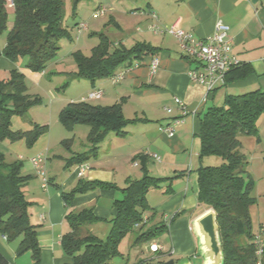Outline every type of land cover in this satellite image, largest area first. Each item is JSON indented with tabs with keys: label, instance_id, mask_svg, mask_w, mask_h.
I'll return each instance as SVG.
<instances>
[{
	"label": "crops",
	"instance_id": "1",
	"mask_svg": "<svg viewBox=\"0 0 264 264\" xmlns=\"http://www.w3.org/2000/svg\"><path fill=\"white\" fill-rule=\"evenodd\" d=\"M115 1L117 7L103 8L104 14L108 12L105 24H113L123 32L118 42L130 47L137 41H144L156 47V50L145 56L138 67L127 70L123 78L116 83L110 77L95 82L86 79L89 82L86 90L80 97L69 100V102L83 100L91 90L100 89L102 91L100 98L87 101L99 105L120 103L124 117L130 120L121 132H109L98 143L96 152L89 153L91 147L87 140L89 127L85 125L87 129L77 130L76 124L71 129H66L60 123L68 133H72L70 138L62 134L59 140L61 144L67 146L68 151L55 155L56 162L65 160V166L62 164L63 171L52 172L54 166L58 164L54 160L48 162L49 158L48 160L46 158L49 176L46 189H42L41 179L36 175L31 163L29 171L25 172V175L30 177L23 191L31 205H34V214L31 218L32 224L36 226L40 246V264L71 262L61 244L63 234L69 230L65 219L69 210L91 208L98 220L84 224L83 231L100 238L106 236L111 228L109 220L116 214L113 201L121 197V188L130 180L141 178L145 173L161 179L158 186L151 188L146 194V201L152 210L144 214L145 224L149 228L165 224V229L144 242L146 243L144 247L140 246L141 242L133 245L136 237L131 235L128 238L129 250L122 251V243L127 234L119 244L120 255L116 256L121 259H111L108 264H168L169 261H172V264H203L202 258L197 255V239L192 229L193 220L199 215L197 170L201 164H210L213 161L212 157L204 160L199 158V118L208 107L221 105L227 94L237 95L255 89L264 90V0ZM100 3L94 4V8L88 10L87 15L82 14L80 20L74 23L73 29L70 30L74 40H84V34H82L84 37L79 38L78 35L83 31L88 32L89 29V34L94 36L102 32L97 25H94L96 28H90L93 26L90 15L94 9L102 7ZM82 4L84 5L83 1L77 5L78 14L81 13ZM176 21L179 27L195 38L211 35L218 21L227 25L232 52L239 62L249 64L252 72L243 78L229 80L225 85L208 92L203 85L190 79L189 70L196 65L186 57L178 40L164 31L154 33L150 28L155 25L164 30ZM79 23H85L86 29L78 32L76 26ZM12 24L9 23L7 28L10 29ZM64 40L67 39H61L59 42V52L63 50V45L68 44L64 43ZM5 44L6 34L2 33L0 34L2 80L8 77L10 70H19L17 64L19 60L14 63L2 54ZM58 57L51 62L55 64L60 61ZM153 58L158 60L154 70L150 67ZM123 68L119 67L116 72ZM69 69L74 73L76 67L70 66ZM55 72L59 76L70 77L69 81L75 79L66 72L64 74L56 70ZM36 74L37 81L45 76L44 71ZM26 76L35 81L32 73ZM48 93L56 111L65 105L63 101L58 103V99L53 98L51 91ZM180 117H182L180 122L172 124L171 135L162 131V127ZM46 121L43 125L48 126L49 121ZM258 130L259 141L252 137L253 139L247 142L252 149L261 152L264 161V114L258 120ZM49 132L50 127L43 133L47 136L44 139L46 146L43 153L50 149ZM76 137L78 143L73 147ZM4 141L0 140V153L6 156L9 148ZM80 153H89V157L82 162L71 160ZM81 164H86L87 168L79 176L77 171ZM258 166H264V162L258 161ZM79 179L112 183L115 187L97 188L84 194H76L68 207L62 198V192L70 191ZM151 244L159 245L160 249L151 251ZM0 252L5 257L6 264H18L15 262L16 256H13L16 255V251L14 254L7 251L1 242ZM21 258L32 264V260L25 255Z\"/></svg>",
	"mask_w": 264,
	"mask_h": 264
},
{
	"label": "trees",
	"instance_id": "2",
	"mask_svg": "<svg viewBox=\"0 0 264 264\" xmlns=\"http://www.w3.org/2000/svg\"><path fill=\"white\" fill-rule=\"evenodd\" d=\"M69 1L75 11L80 2L88 0ZM12 3L14 20L8 29L6 1L0 0V34L8 29L2 54L14 63L25 58L26 67L42 72L56 58L60 40H73L70 29L64 24L67 0H12ZM97 35L100 41L88 56L80 50L71 53L76 63L72 77L91 82L108 78L119 67L139 65L145 56L156 50L144 41L126 47L119 42L113 43L103 32ZM251 72L249 64L239 62L227 72L225 84ZM34 102L26 93L25 76L21 71L12 69L5 80L0 79V140L13 142L24 139L31 145L46 132V125H34L26 131L11 129L12 116H24L27 107ZM263 114L264 90L255 89L225 95L221 105L208 107L199 118V158L217 157L219 162L201 164L197 170V213L209 208L215 211L224 264L255 263L249 216V207L256 202L251 195L254 182L247 171L248 161L242 152L239 134L254 137L258 142V120ZM58 120L66 129L76 124L89 127V153L96 152L98 143L109 132H121L130 121L124 117L120 103L99 105L83 100L64 105L59 110ZM89 153L77 154L71 160L82 162L89 157ZM29 177L21 172L20 162H6L5 156L0 153V234L7 239L21 236L17 254L29 251L33 264H40L36 226L29 222L28 207L31 202L23 191ZM160 181L145 173L121 188V197L113 201L116 214L109 220L111 228L104 238L83 231L84 224L98 220L91 208L69 210L65 215L69 230L61 238L62 248L71 258V262L66 264H108L120 255L122 239L136 228V224L141 223V227L146 223L143 222L144 214L152 210L146 201V194ZM113 187L112 183L79 179L70 191L62 192V198L69 207L76 194ZM260 227L264 229V225ZM164 229L165 224L154 225L136 236L134 242H147ZM0 264H6L1 252Z\"/></svg>",
	"mask_w": 264,
	"mask_h": 264
},
{
	"label": "rangeland",
	"instance_id": "3",
	"mask_svg": "<svg viewBox=\"0 0 264 264\" xmlns=\"http://www.w3.org/2000/svg\"><path fill=\"white\" fill-rule=\"evenodd\" d=\"M6 1V8H7V25L9 23H13L14 20V9L10 5V0ZM84 5L82 4L81 13L78 14L79 9L73 11L71 8V2L67 0L66 3V16L64 19V24L71 30L74 27V23L76 21H79L82 17V14L87 15L88 10L94 8V4H99L102 7H105L106 9L111 6L117 5V1L115 0H88L83 1ZM117 7V6H116ZM115 7V8H116ZM73 12H76L75 14ZM108 12H106L104 15L92 17L90 15V18L92 19L93 26H90V28H96L94 25H97L98 29H101L102 32L109 38L110 41L113 43L118 42L120 40L123 32L119 29L115 28L113 24H105L108 18ZM87 17V16H86ZM97 22V23H94ZM8 30V29H7ZM7 30H5L3 33H7ZM86 32V31H85ZM90 29L88 32L84 33V31L78 35V38L82 36V34L85 35L84 40H71L68 42L67 40H64V43H68L66 45H63V50L58 52L57 56L59 55V60L55 64L53 62H50L48 66L43 70L45 73V76H42L41 79L37 81L36 77L39 72H34L30 68L25 66L26 59L21 58L19 59V62L17 63L19 66V71H21L25 76V83H26V93L29 95L30 99H34L35 102L30 104L27 107V110L24 114V116H17L14 115L11 118V129L12 130H30L34 127V125L43 126V122L49 121V124L47 126L50 127L49 132V140H50V149L49 151H46V158L49 161L54 160L55 163H57V166H54L52 169V172H60L63 171L62 164L66 163L65 160L59 162H56V156L57 154H60L59 152L66 153L68 151L67 146L65 144L60 143V138L62 134L67 137H72V133H68L65 128L60 124L57 118V114L59 113V110L53 108L51 95L48 92H52L54 95V99H58V103L61 101L65 102V105L69 102L70 98L76 99L81 96L82 92L86 90V88L89 86V82L86 79H78V77H74L75 79L69 81L70 77L67 76H59L58 73L60 72L64 74L65 72L71 76L73 73L70 72L71 70L69 67H76V63L74 60L72 52H75L77 50H82V53L85 55H89L91 53V49L98 44L100 41L99 36H94L89 34ZM84 35L82 37H84ZM77 34H75V37ZM75 46H71L74 45ZM72 51V52H71ZM76 71V70H75ZM28 73H32L35 77V81L33 79H30L28 76ZM67 77V78H66ZM60 98V99H59ZM60 100V101H59ZM46 125V124H45ZM76 128L79 129H87V126L83 124H78ZM43 135V134H42ZM38 137V139L33 144H28L26 140H17V141H9L5 140L4 143L6 147L9 148L8 153L5 156L6 162H20L21 163V170L22 173L25 174L26 171H29V165H30V157L38 153H43L45 144H46V137L42 136ZM66 137V138H67ZM239 139L242 142V152L247 157L248 165H247V171L253 178V188L251 190V195L255 197L256 202L249 207V216H250V231L252 234L256 233L259 230V227L264 225V166L259 167L258 161L263 163L261 152H257L255 149H252L249 146V143L247 140L253 139L251 136H246L243 134H239ZM78 143V138L75 139V144L73 147H76ZM18 156L20 158L18 159ZM212 164L219 162V158L212 157L211 158ZM210 161V162H211ZM207 162V161H206ZM46 163V162H45ZM257 163V165H255ZM208 164V163H206ZM65 166V164H64ZM51 169V167H50ZM67 169H65L66 171ZM45 171L47 173V167L45 164ZM37 177V176H36ZM49 177V176H48ZM49 179V178H48ZM27 196V195H26ZM28 198V197H27ZM26 198V199H27ZM28 200V199H27ZM29 201V200H28ZM33 207L34 205H29L28 207V215H29V222L32 224V214L33 213ZM149 228L148 225L144 224L141 227H136L134 230L124 238L122 243V251H128L130 246L128 244V238L132 235L134 237L138 236L141 232L146 231ZM103 236L102 238H104ZM21 240V236L7 239L6 237L1 236L0 234V242L2 243L3 247L9 251L14 252L17 250L18 244ZM135 242H133L134 245ZM146 243L142 242L140 246L144 245ZM144 247V246H143ZM127 253V252H125ZM14 254V253H13ZM26 256L30 260H32L30 252H23L21 254H14L15 262L18 264H28L26 260H22L21 257ZM113 259H121L120 257H115ZM33 264V260H32Z\"/></svg>",
	"mask_w": 264,
	"mask_h": 264
},
{
	"label": "built area",
	"instance_id": "4",
	"mask_svg": "<svg viewBox=\"0 0 264 264\" xmlns=\"http://www.w3.org/2000/svg\"><path fill=\"white\" fill-rule=\"evenodd\" d=\"M10 5L13 6L12 0ZM105 8L98 7L92 11V16L97 17L103 15ZM77 31L80 32L86 29L85 23H79L77 25ZM151 30L154 33H160L162 31L174 36L179 43L180 48L186 55V57L195 63V67L189 70V77L192 81L203 85L208 92H211L218 87L225 85L227 72L235 65L239 63L238 58L232 52L231 38L229 36V27L224 23L218 21L215 25L214 32L204 38H195L190 33L183 30L178 25V21L170 25L168 28L161 30L160 27L152 25ZM158 65V60L153 58L150 63V67L154 70ZM138 64L125 67L118 72L114 73L110 79L116 83L123 78L124 73L134 67H138ZM102 91L100 89L91 90L83 101L94 100L100 98ZM179 102V100H176ZM170 111V109H167ZM185 113V112H184ZM183 113V114H184ZM182 117L173 119L172 123L162 127V131L171 135L173 133V123L180 122ZM157 157L156 155H154ZM46 155L45 153L35 154L30 158V163L37 176L41 179L42 189H46L49 184V179L45 171ZM87 168L86 164L78 166V175L81 176L84 170ZM146 219L144 218L143 222ZM141 223L136 224L138 227ZM263 227H259V230L253 234L251 243L254 248L255 263L263 264L264 255V233ZM160 249L157 244H151L150 250L155 252Z\"/></svg>",
	"mask_w": 264,
	"mask_h": 264
},
{
	"label": "water",
	"instance_id": "5",
	"mask_svg": "<svg viewBox=\"0 0 264 264\" xmlns=\"http://www.w3.org/2000/svg\"><path fill=\"white\" fill-rule=\"evenodd\" d=\"M192 229L197 239V255L202 258L203 264H224L215 211L209 208L200 213L193 220Z\"/></svg>",
	"mask_w": 264,
	"mask_h": 264
}]
</instances>
